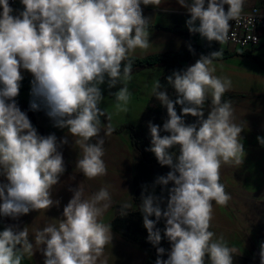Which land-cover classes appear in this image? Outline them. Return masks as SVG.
Segmentation results:
<instances>
[{"label":"clouds","instance_id":"clouds-1","mask_svg":"<svg viewBox=\"0 0 264 264\" xmlns=\"http://www.w3.org/2000/svg\"><path fill=\"white\" fill-rule=\"evenodd\" d=\"M160 2L20 0L23 10L13 15L9 0H0V176L7 181L0 183V216L17 219L30 211L58 207L60 202L52 199V191L66 171L58 148L68 143L67 137L58 144L55 134H38L17 105L15 98L24 79L21 69L33 77L30 109L37 111L43 105L53 126L76 138L74 144L80 149L76 169L89 180L104 176L105 139L100 133L105 113L100 107L104 99L100 86L106 81L109 88L122 85L114 93L117 107L128 103L129 57L137 48L149 46V19L143 16L141 5ZM177 3L190 14L186 21L190 33L223 44L229 38L230 21L240 19L245 0ZM221 55L220 50L201 55L193 65L167 76L174 100L166 89L159 90V83L153 89L168 118L162 129L148 123L151 146L146 151L171 169L157 177L155 184H173L164 208L163 197L141 195L138 210L148 242L160 244L161 229L156 225L163 218V236L171 245L167 259H161L165 249L156 248L155 264H205L206 256L211 264H234L237 249L222 237L214 239L215 233L209 230L214 204L226 205L231 199L220 182V169L240 165L245 155L240 136L244 129L234 122L231 103L222 102L231 81L214 75L213 61ZM209 95L212 107L205 116L203 107ZM176 105L181 106V114ZM189 115L197 118L195 123L185 122ZM161 131L167 134L161 135ZM257 140L264 146V138ZM176 146L178 154L172 151ZM69 191L73 195L56 219L58 224H46L33 235L35 248L42 252L44 264H105L101 257L112 244L113 232L112 225L99 218L110 206V193L102 187L84 198L81 185ZM33 252L27 227L16 230L9 225L0 231V264H21L23 255ZM259 257L264 264V243Z\"/></svg>","mask_w":264,"mask_h":264},{"label":"crops","instance_id":"crops-1","mask_svg":"<svg viewBox=\"0 0 264 264\" xmlns=\"http://www.w3.org/2000/svg\"><path fill=\"white\" fill-rule=\"evenodd\" d=\"M255 4L257 0H245L243 10ZM11 7L14 9L13 15L23 10L20 0ZM227 7L225 5V10ZM141 8L143 16L149 19L147 25L149 46L146 49L137 48L129 59L158 54L173 55L188 50L192 43L197 47H204L205 43L197 33L189 32L186 21L190 14L177 3V0H161L159 5H141ZM229 53L232 55L214 59V75L231 81V89L222 96V102L231 103L233 120L244 129L240 136L245 155L241 157L243 161L240 165H223L220 169V182L225 186V191L231 199L226 205L214 204L209 230L215 233L214 239L222 237L229 247L237 249L233 256L239 261L244 264H260V245L264 243V146L258 142L257 137L264 138V41L262 47L254 51L240 53L231 50ZM201 55L204 54L197 53L190 62L182 65L186 68L193 65ZM160 69L163 68L141 70L131 74V79L126 82L129 92L133 94L136 91V77L158 72ZM21 74L23 77L33 79L27 70L21 69ZM100 87L103 101L109 100L110 104H115L114 93L122 85L117 84L109 88L106 81ZM30 92L31 86L19 92L15 98L17 104L30 107V101L33 99ZM100 107L107 116L114 115L112 110L118 109L110 105L111 111L105 109L102 102ZM21 111L27 114L38 134L44 136L55 134L58 144L62 138L68 139L67 144L58 148L63 155L66 171L52 191V199L58 200L59 206L54 205L46 212L30 211L17 219L0 216V231L9 225L14 226L16 230H23L25 227L28 229L29 242L34 245V252L33 255L24 254L21 264H44L45 258L42 252L35 248L33 235L46 224H58L56 219L62 216L63 208L73 195L69 188L75 189L81 185L84 198L91 197L102 187L108 189L111 203L99 218L104 224L111 225L118 212L126 211L133 206L136 160L131 131L127 128L117 133L109 126L113 129H119L122 125L134 126L142 118L143 112L135 123L126 118L120 119L121 122H117L118 124L109 121L108 126L104 116L101 117L103 130L100 136L105 139L103 160L107 174L89 180L76 169L80 153L79 147L74 144L76 138L69 135L66 129L54 127L43 105L34 112L26 108ZM91 142L96 141L93 139ZM6 182V178L0 176V183ZM125 204L130 207L124 208ZM165 223L164 220V227ZM112 232V244L106 246L101 257L105 264H149L151 254L148 249L125 239L114 230Z\"/></svg>","mask_w":264,"mask_h":264},{"label":"rangeland","instance_id":"rangeland-1","mask_svg":"<svg viewBox=\"0 0 264 264\" xmlns=\"http://www.w3.org/2000/svg\"><path fill=\"white\" fill-rule=\"evenodd\" d=\"M174 70L178 69L174 67H166L158 70V72H151L145 76L136 77V91L131 94L126 105L121 104L120 107H117V102L115 104H110L109 100L102 101V105L105 109H109V105L114 108H118L117 111L112 110L114 115L108 116V121L111 123L118 124L117 122H121L120 119L126 118L135 123L137 119L140 118V114L143 112L142 118L139 119L133 126L135 128L137 138L136 147H133L136 160L134 171V204L128 210L118 212L117 217L120 220L117 221L116 224H113L114 221L111 222V225L112 230L120 236H123L131 242L138 245L140 244L149 249L151 254L149 264H155L157 259V247H163L165 249V253L161 259H167V254L171 248L170 242L163 237L158 246H153L147 240L148 234L146 232H142L138 228L137 225L140 224L139 218L137 216H132L131 212L139 209L142 192L145 195L152 193L158 197H163L164 203L161 204V207L164 208L168 198V189L173 186L172 182H170L167 186L155 184L157 177L166 175L171 169L168 166H161L155 158V155L150 151H146V149L151 146V136L148 123L152 122L155 125H159L162 129L163 123L168 118L166 108L160 105V102L155 97L153 89L156 84L159 83L161 85L159 90L163 91L166 89L170 98L174 100L176 98L174 89H172L165 80V78ZM211 101L212 97L209 95L203 107L205 116H207L208 112L211 110ZM109 110L111 111V109ZM176 111L178 114H181L180 105H176ZM184 119L186 123L190 124L195 123L197 118L189 115L185 116ZM166 134L167 133L161 131V135ZM172 151L178 154L179 146L174 147ZM122 213H127V215H123ZM233 260L234 264H244V262L239 261L234 256ZM205 264H211L207 256L205 257Z\"/></svg>","mask_w":264,"mask_h":264},{"label":"trees","instance_id":"trees-1","mask_svg":"<svg viewBox=\"0 0 264 264\" xmlns=\"http://www.w3.org/2000/svg\"><path fill=\"white\" fill-rule=\"evenodd\" d=\"M191 49H192V51H190L188 49L186 51L177 52V53H175L173 55H161V54H158V55L148 56V57H145V58H133V59H130L131 62H132L131 74H133L135 72H138V71H141V70L155 69V68H166V67H174V68H176L178 70H183V69H186V67H184L182 64L190 62L197 53L204 54V55H209L212 52L218 51L216 49H209V48H206V47H197L194 43H192ZM230 55H232V53L222 52L221 57H227V56H230ZM218 58H220V57H218ZM122 67H123V64H122ZM31 81H32L31 78L24 77V79L21 82L20 92H22L28 86H31ZM228 96H231V95H228ZM17 105H18V107L20 109L26 108V109L31 110L30 107H28L26 105H21V104H17ZM31 111L34 112L33 110H31ZM104 119H105L106 123H108V126H109L108 116H107L106 113L104 115ZM109 128L112 131L117 132V133H121L123 130H125L127 128L130 129L132 145H133V147H136L137 138H136L135 128L133 126L124 125V126H121L119 129H113L112 127L109 126ZM131 214H132V216H137L139 218L140 224L137 225L138 228L142 232H146L147 233V230L143 226L142 213L139 210H137V211L131 212ZM150 219L155 220V217L152 216V217H150ZM119 220L120 219H118V217H117L114 220L113 224H116L117 221H119ZM163 221H164V219L162 218L156 225L157 228L161 229L162 238L164 237L163 236V230H164ZM140 246H142V245H140ZM142 247H144V246H142ZM146 249H148V248H146Z\"/></svg>","mask_w":264,"mask_h":264},{"label":"built area","instance_id":"built-area-1","mask_svg":"<svg viewBox=\"0 0 264 264\" xmlns=\"http://www.w3.org/2000/svg\"><path fill=\"white\" fill-rule=\"evenodd\" d=\"M18 1L9 0L10 6L16 5ZM230 25L229 38L223 44L216 41L209 42L206 38H202L199 33L197 35L205 43L204 47L221 52L235 50L245 53L261 48L264 41V0H257V4L243 10L240 19L230 21ZM252 37H256L257 41L253 42Z\"/></svg>","mask_w":264,"mask_h":264},{"label":"water","instance_id":"water-1","mask_svg":"<svg viewBox=\"0 0 264 264\" xmlns=\"http://www.w3.org/2000/svg\"><path fill=\"white\" fill-rule=\"evenodd\" d=\"M221 57V56H220Z\"/></svg>","mask_w":264,"mask_h":264}]
</instances>
